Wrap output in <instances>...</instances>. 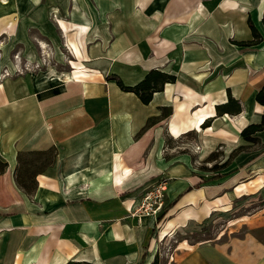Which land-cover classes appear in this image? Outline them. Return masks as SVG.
<instances>
[{
	"label": "crops",
	"instance_id": "crops-1",
	"mask_svg": "<svg viewBox=\"0 0 264 264\" xmlns=\"http://www.w3.org/2000/svg\"><path fill=\"white\" fill-rule=\"evenodd\" d=\"M88 9L107 26L87 48L91 73L76 70L57 87L32 66L28 30L61 10V0H0V264H264V202L230 211L264 188V160L249 162V176L240 165L220 176L221 162L197 160L218 143L238 145L242 128L261 120L264 0H95ZM53 20L79 57L77 42L91 27ZM249 21L260 38L240 45L254 39ZM151 69L176 80L146 104L108 78L133 86ZM229 97L240 111L218 115ZM254 135L264 159V129ZM49 150L52 159L39 163ZM26 153L36 156L30 180L19 177ZM159 179L164 216L138 221L128 209ZM215 219L213 236H188L195 223ZM181 230L186 236L162 251L159 241Z\"/></svg>",
	"mask_w": 264,
	"mask_h": 264
},
{
	"label": "rangeland",
	"instance_id": "rangeland-1",
	"mask_svg": "<svg viewBox=\"0 0 264 264\" xmlns=\"http://www.w3.org/2000/svg\"><path fill=\"white\" fill-rule=\"evenodd\" d=\"M91 1L95 2V0H61V10H54V11L48 10L47 11L48 21L46 20L47 22L46 21L43 22L42 25L34 26L32 31H30V29L28 30L29 36L31 33L33 34V39H34L33 47L36 52L32 66L34 67V69L37 70H38L37 67L41 66L43 70H45L46 72V74H44L46 76L45 79L47 80L49 79L50 82L57 87H59L61 81L63 82L66 79H71L73 75L79 73V72L75 73L74 71L76 70L81 71L80 73H82L83 71L85 73H91L87 71L89 70V68L85 66L86 62H84L85 60H89V57L86 56L87 48L93 42H96L99 37L104 39L102 32L106 31L107 29V26L104 25L103 22L104 20L102 15L100 14V11H94V13H97V16H94V20H93V11H90L88 9V4L91 3ZM41 15L42 13H40V16ZM57 15L61 16V20L66 22L68 28H72L74 25H76L75 24L76 21L77 22L83 21L88 29L91 27L92 30H89V33H87V35L86 33H84L82 35L83 39L81 41L79 39V41L77 42L81 50V55L79 57H75V55L72 54V51L69 48V45L67 44V41L65 39L64 32L62 31L60 32V30L54 23L53 19H55ZM109 35H110L109 33L106 34V36ZM69 36H73V35L70 34ZM40 42H44V48L39 47ZM72 62H75L77 67H74L75 65H73ZM18 71L19 70H17V72ZM108 78L115 81L114 75H110ZM254 137H256V139L253 141H249L241 137L242 139L241 142L236 146L229 147V145L223 143H218L216 145H213L210 149V152H208L204 157L197 158V160L200 166L201 165L204 166L208 163L214 165L217 164L218 162H221L222 165L225 166L223 167L225 169H222L220 171L224 172V170H226L227 174L229 171L230 172L232 171L231 169L234 166L240 165L241 167H243L242 175L249 176V174H252L250 170L247 168L249 162L251 160H254L255 158L258 161L264 160L262 157L263 145L261 144V140L258 136H254ZM168 146H170L169 140H167V143L164 146V148L166 149ZM178 146L185 147L184 144L182 145V143H180V145ZM53 154H54L53 152H46V154H40L37 161L39 162L43 160L44 162L46 161L48 162L50 159H52ZM35 157H36L35 154H30V153L24 154L22 156L23 163L21 170L23 169L24 171V168L25 169L29 168L30 170H32L35 167V165H33L34 163L30 164L28 161L35 160L34 159ZM212 173H210V175ZM21 175L22 174H19L20 178H22ZM255 188H258V186L256 187L253 186L250 189L254 190ZM263 202H264V188L258 190L255 194L245 196L240 198L239 200L234 201L232 203L230 211L231 214H238L241 212L251 211L255 206H259ZM166 204L167 203L165 201V195H164V207H166ZM212 220L214 221V219ZM213 221L209 223L205 222L204 224L195 223L194 228H192L193 229L192 234H189L188 236L191 237V240H200L202 238H208L213 236L214 232L219 227L217 220L216 222ZM185 236L186 234L184 233V230L183 232L181 230L180 232H176L172 236H170L167 239L166 243L163 241H159L162 251L169 250L168 247L166 248V244L170 246L179 238Z\"/></svg>",
	"mask_w": 264,
	"mask_h": 264
},
{
	"label": "trees",
	"instance_id": "trees-1",
	"mask_svg": "<svg viewBox=\"0 0 264 264\" xmlns=\"http://www.w3.org/2000/svg\"><path fill=\"white\" fill-rule=\"evenodd\" d=\"M249 26L251 28L254 39L251 41H241V42H238V44H240V45H251V44H253L259 40L260 34L257 32L254 25L250 21H249ZM114 79H115V82L117 83V85L120 87L121 90L130 91V92L135 93L137 95V97L143 103L146 104L151 100L154 92L160 91L162 89L163 85L167 82L168 83L175 82L176 77H175V75L167 73V72H163V71H160L157 69H151L146 73V75L140 81H138L133 86L124 85L122 83V81L120 80V78L116 75H114ZM255 100L264 106V84L261 86V88L256 93ZM216 111H217L218 115H221L224 112H227V113L230 112V113L235 114V113H238L240 111V105H239L237 100H234L233 98L229 97L226 104L216 105ZM210 120H211V118L206 119L205 122L202 124V126L203 127L207 126L209 124ZM263 129H264V111H263V114L261 116L260 122L259 123H251V124L246 125L245 127L242 128L240 135L242 138H244L246 140L253 141L256 139V137H254L255 136L254 134L258 131L263 130ZM48 152H52V150H49ZM43 153L46 154V152H43ZM43 153H41V154H43ZM22 156L23 155L19 154L20 163L22 161ZM41 164L39 166H41ZM215 165L216 164H214L213 166H215ZM6 167H7V162L0 159V173H2ZM21 167H22V165L19 167V171H20ZM17 171H18V169H17ZM35 172H36L35 170L27 169V171H24V173H23L25 175H21V176L29 178V180H30L31 178H33ZM226 174H227V172L222 173V175H220V176H224ZM218 177H219L218 175H215V176L210 177L209 180H212V179H215ZM17 180L19 182V185L23 189H25L27 192H30L34 188V186L31 184L24 183V181H22L20 179H17ZM29 182H31V181H29ZM163 216H164V210L159 214V216L156 218V220H161V218ZM151 264H158L157 259L155 258Z\"/></svg>",
	"mask_w": 264,
	"mask_h": 264
},
{
	"label": "built area",
	"instance_id": "built-area-1",
	"mask_svg": "<svg viewBox=\"0 0 264 264\" xmlns=\"http://www.w3.org/2000/svg\"><path fill=\"white\" fill-rule=\"evenodd\" d=\"M166 181L159 179L144 189L139 203L128 209L131 216L139 221L143 216L157 218L164 210Z\"/></svg>",
	"mask_w": 264,
	"mask_h": 264
}]
</instances>
